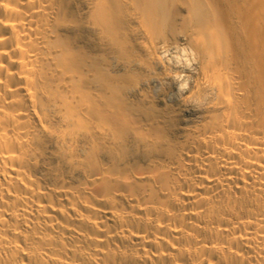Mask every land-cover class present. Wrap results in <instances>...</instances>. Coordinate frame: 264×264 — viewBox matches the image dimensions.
<instances>
[{
    "label": "bare ground",
    "instance_id": "bare-ground-1",
    "mask_svg": "<svg viewBox=\"0 0 264 264\" xmlns=\"http://www.w3.org/2000/svg\"><path fill=\"white\" fill-rule=\"evenodd\" d=\"M0 264H264V0H0Z\"/></svg>",
    "mask_w": 264,
    "mask_h": 264
},
{
    "label": "rangeland",
    "instance_id": "rangeland-1",
    "mask_svg": "<svg viewBox=\"0 0 264 264\" xmlns=\"http://www.w3.org/2000/svg\"><path fill=\"white\" fill-rule=\"evenodd\" d=\"M179 42H180V43H186L184 46H188L187 41H183V40L181 41V40H180ZM184 115L188 116V114H186V113H184ZM186 119H187V118H186Z\"/></svg>",
    "mask_w": 264,
    "mask_h": 264
}]
</instances>
